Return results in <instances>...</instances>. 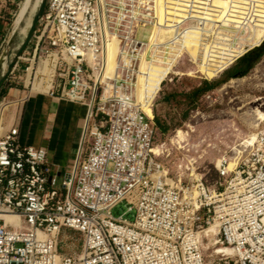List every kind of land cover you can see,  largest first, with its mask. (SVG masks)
I'll use <instances>...</instances> for the list:
<instances>
[{
  "label": "built area",
  "instance_id": "1",
  "mask_svg": "<svg viewBox=\"0 0 264 264\" xmlns=\"http://www.w3.org/2000/svg\"><path fill=\"white\" fill-rule=\"evenodd\" d=\"M130 3L47 0L32 46L13 70L26 62L25 87L32 90L49 61L47 95L88 103L89 118L82 148L60 178L48 149L22 140L17 115L10 124V108L24 101L0 97V264H264V67L254 74L262 95L250 99L257 113L247 137L216 165L219 186L211 189L192 176L181 181L153 153L154 117L137 104L135 70L145 43L138 30L150 22L123 28L117 12L134 19ZM114 36L121 51L109 78L104 71ZM205 99L218 98L207 93ZM123 202L135 212L133 221L112 216ZM213 225L216 246L233 254L208 243ZM65 231L78 235V252L61 253Z\"/></svg>",
  "mask_w": 264,
  "mask_h": 264
},
{
  "label": "rangeland",
  "instance_id": "2",
  "mask_svg": "<svg viewBox=\"0 0 264 264\" xmlns=\"http://www.w3.org/2000/svg\"><path fill=\"white\" fill-rule=\"evenodd\" d=\"M22 1L10 3L7 0H0V58L8 48L19 43L22 38L19 32L10 37L13 20ZM150 32V26L140 28L139 39L147 41ZM237 63L238 61L217 78L208 80L194 68L188 56H184L181 61L179 59L172 71V75L176 76L173 81L161 85V91L153 103V117L160 121L162 128L156 127L154 143L156 146H164L166 152L160 158V162L173 176L184 175L187 178L192 172L187 171L186 167L193 163L190 166L191 170L204 179L206 186L211 189L219 186L221 180L216 171L217 159L222 156L228 157V152L245 136L246 127L253 114L252 104L255 102L250 99L262 95V81H257L255 78L257 75L254 74L263 69L264 55L247 75L232 79L236 80L232 84V80L225 82L227 74L234 70ZM26 65V62L21 61L18 67L12 70L0 87V97L19 98L24 101V104L21 102L10 108L8 119L17 115L22 132L29 142L38 141L45 145L49 149L50 158L61 155L67 158L55 168V172L63 178L75 160V145L84 117V105L88 103L76 105L40 94L26 98L30 93V88L25 87L26 76L23 70ZM205 81L217 85L213 90L197 95L196 91ZM41 90L44 88L41 87ZM207 93H215L217 101L208 102L205 99ZM44 108H49L50 111L44 114ZM74 116L77 118L75 125ZM189 126L195 127L197 132L191 135L188 147L191 151L187 152L178 149L174 137L178 130L189 131ZM200 140L204 142L202 147L197 149L193 145L199 144ZM83 147L86 149V145ZM167 155L169 156L165 157ZM122 215L125 219L133 221L135 212H128L127 205L123 202L112 211L113 217ZM77 237L78 235L71 231L63 232L59 238L61 253L78 252L80 244ZM69 238L75 240L68 241Z\"/></svg>",
  "mask_w": 264,
  "mask_h": 264
},
{
  "label": "bare ground",
  "instance_id": "3",
  "mask_svg": "<svg viewBox=\"0 0 264 264\" xmlns=\"http://www.w3.org/2000/svg\"><path fill=\"white\" fill-rule=\"evenodd\" d=\"M40 3L41 0H23L20 3L12 23L10 37L19 32L22 38L19 43L12 45L8 50L14 52L19 47ZM122 3L126 6L127 0H122ZM130 6L132 8L130 16L134 19L127 17L128 15L121 10L117 12L125 18L123 28L137 29L139 25L146 22H150L151 27L144 48L140 51L138 68L135 70L137 104L148 118L153 117L150 106L153 105L161 91V82L172 75L179 59L181 61L184 56H188L199 73L208 80H213L232 67L235 60L246 51L258 47L264 41V0H132ZM132 21H135V24L130 26ZM117 39L114 36L108 42L105 77L110 78L115 73L118 53L121 51ZM166 44L169 47L168 53ZM8 50L1 56L2 71L7 70L8 63L14 56V54L9 55ZM148 50L150 58L146 56ZM125 56L123 54L122 59L129 64L130 61ZM47 66H50L49 61L43 64V67ZM235 81L232 80L231 84ZM32 84V89L41 90L43 87L40 81ZM89 112L90 105H84V117L75 145L76 156L83 145ZM256 113V109H253L252 117ZM73 124H76V117L73 118ZM196 132L195 127L192 126H189L187 132L178 130L174 137L178 149L190 152L188 147L191 143V135ZM246 135L247 133L240 141L245 140ZM203 142L193 146L200 149ZM152 151L158 157H163L166 152L164 146L160 145L155 146ZM227 158V156H222L217 159L216 164L221 165ZM230 164L229 169H232L231 167L235 165L233 160H230ZM192 165L193 163L188 164L186 170L191 171L190 176L199 181L201 178L194 170H191ZM179 177L182 181L186 176L179 175ZM217 227L213 225L206 230L208 243L218 252L233 254L231 247L216 246Z\"/></svg>",
  "mask_w": 264,
  "mask_h": 264
},
{
  "label": "trees",
  "instance_id": "4",
  "mask_svg": "<svg viewBox=\"0 0 264 264\" xmlns=\"http://www.w3.org/2000/svg\"><path fill=\"white\" fill-rule=\"evenodd\" d=\"M264 55V41L257 47L246 53L241 59L238 60V63L235 65V68L232 72H229L225 78V82L244 77L254 66V64ZM217 85V84H216ZM215 83L205 81L203 86L196 91V94L206 93L213 90L216 87ZM155 127L162 128L160 121L154 119Z\"/></svg>",
  "mask_w": 264,
  "mask_h": 264
},
{
  "label": "water",
  "instance_id": "5",
  "mask_svg": "<svg viewBox=\"0 0 264 264\" xmlns=\"http://www.w3.org/2000/svg\"><path fill=\"white\" fill-rule=\"evenodd\" d=\"M47 5V0H41V3L37 9V11L34 13L33 18H32V23L29 26L28 32L25 35V37L22 39L19 47L13 52L10 49L8 50L9 55L14 54L12 59H10L8 63V68L6 71H2V65H1V58H0V87L2 83L7 79L8 75L12 72L14 69L16 63L18 60L22 57L24 52L27 50L29 47L30 43L32 42V39L34 37V34L36 32V29L39 24V20L41 15L43 14L45 8ZM15 34V33H14Z\"/></svg>",
  "mask_w": 264,
  "mask_h": 264
},
{
  "label": "crops",
  "instance_id": "6",
  "mask_svg": "<svg viewBox=\"0 0 264 264\" xmlns=\"http://www.w3.org/2000/svg\"><path fill=\"white\" fill-rule=\"evenodd\" d=\"M50 70H51V67L50 66H47V67H43L42 66L40 72L43 73L46 76V75H48V73H49ZM45 76H44V79L42 81H40L42 83V85H43L44 90L32 89V90H30V93L26 96V98H30V96L32 97L34 94L47 95V91L49 89L48 88L49 87V83L47 82V78ZM49 111H50L49 108H44L43 109V113L44 114H46ZM14 119H15L14 116L10 117V124L13 122ZM21 134H22V140L24 142H27V143H29L31 145H34V146H44V147H46L45 145H43L41 142H38V141L35 142V143H32V142L30 143L29 140L27 139V136L22 132V128H21ZM48 151H49V149H48ZM66 159L67 158H65L64 155L63 156L61 155L60 157H56L55 156V158H50V156H49L50 162H52L56 166H60V164H62L63 162H65Z\"/></svg>",
  "mask_w": 264,
  "mask_h": 264
}]
</instances>
